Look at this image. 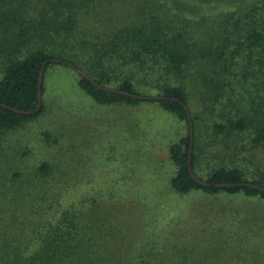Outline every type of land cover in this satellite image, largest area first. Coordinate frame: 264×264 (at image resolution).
<instances>
[{
	"label": "trees",
	"instance_id": "obj_1",
	"mask_svg": "<svg viewBox=\"0 0 264 264\" xmlns=\"http://www.w3.org/2000/svg\"><path fill=\"white\" fill-rule=\"evenodd\" d=\"M32 1L0 0V26L12 30L6 42L0 39V54L5 57L1 65L0 104L24 111L15 112L0 105V264H264L256 256L230 253L234 243L224 237L223 229L210 230L207 238L184 237L181 235L187 233L179 229L183 224L176 213L169 214V209H163V215L170 218L167 224L152 215L151 211L161 209V204H146L145 208L129 206L135 197L123 190L128 184L125 180L119 187L118 182L109 184L107 192L90 188L87 176L75 181L73 167L77 169L80 165L76 163L84 159L67 145L61 148L59 139L50 136L47 129L38 133L39 142L45 149L52 151L58 145L61 150L51 152L49 157L40 158L36 163L27 156L35 151L11 138L22 125L35 120L45 110L42 98L37 110L42 66L44 80L48 67L60 63L77 74L79 89L98 104L135 106L154 101L164 111L186 122V133L168 146L174 173L167 184L172 191L179 194L201 191L206 195L225 192L264 198V191L254 187L264 188V176L249 179L243 166L221 163L202 170L200 175L202 147L206 146L199 142L202 133L197 121L199 116L192 112L190 96L182 86L163 84L159 87L161 99L136 98L126 94L144 96L135 88L131 77L117 81V77L113 79L102 68L105 58L115 56L121 61L119 65L129 63L143 69L148 62L152 66L161 64L166 72L176 75L188 73L192 62L195 68L200 66V73L208 69L205 64L208 62L226 72L229 59L224 56L228 42L212 45L214 36L206 38L193 28L191 18L183 13L185 4L181 0H168L170 6L180 9L178 13H172L171 9L162 13L159 0H122L129 1L132 7L136 3L146 16L134 24L128 20L129 16L119 18L118 10L113 9L100 45L96 39L103 31L81 27V16L75 15V10L82 7L88 13L86 7L94 5L95 0H50L48 7L53 14L49 15L44 5H38L36 17L31 15ZM106 1L109 0L101 8H107ZM209 1L214 0H199L200 3ZM114 8L126 12L130 5ZM68 11L73 15L65 16ZM54 27L55 32L51 34ZM243 35L239 48H247V61L251 65L257 51L264 55V27L262 30L252 27ZM57 37L62 38L59 39L61 50H50ZM234 56L232 52L230 59ZM64 61L83 70L95 83L116 91L96 87ZM259 62L263 64L264 60ZM43 80L41 97L45 92ZM110 82L115 86H108ZM253 104L254 114L251 111L227 118L223 123L214 122L211 133L225 139L249 132L254 146H264V123L256 116L259 108ZM184 105L188 106L189 117ZM189 121L193 129L191 149ZM190 151L192 170L204 184L190 174ZM217 184L232 185L219 187ZM128 216L132 220L127 223L124 219ZM135 222V229L131 230L130 225Z\"/></svg>",
	"mask_w": 264,
	"mask_h": 264
},
{
	"label": "rangeland",
	"instance_id": "obj_2",
	"mask_svg": "<svg viewBox=\"0 0 264 264\" xmlns=\"http://www.w3.org/2000/svg\"><path fill=\"white\" fill-rule=\"evenodd\" d=\"M104 1L95 0L94 5L86 7L88 13L83 7L75 10V15L81 16V27L103 31L96 39L98 45L105 38L103 36L101 39V36L107 32L113 9L118 10L119 18L129 16L128 20L134 24L146 16L141 14L136 3L132 7L129 1L109 0L105 2L107 8L103 9L100 5ZM181 1L185 4L183 13L191 18L193 28L206 38L214 36L212 45L228 42L224 56L229 59L226 72L215 69L208 62L205 63L208 69L200 73V66L195 68L192 62L188 73L176 75L166 72L161 64L152 66L148 62L143 69L129 63L119 65L121 61L115 56L105 58L102 68L113 79L117 77V81L131 77L135 88L144 96L161 95L159 87L163 84L180 85L187 91L189 106L199 116L197 121L202 132L199 142L206 146L202 147L200 175H203L202 170L223 163L243 166L249 179L264 176V146H254L249 132L229 135L225 139L211 133L214 122L223 123L227 118L251 112L253 102L259 108L256 116L264 123V63L259 62L264 60V55L257 51L249 65L248 50L239 48L238 43L243 41L240 36L245 35L250 28L262 30L264 27V0ZM49 2L33 0L32 17L38 15L35 7L38 5H44L48 14H53L48 7ZM158 2L163 6L162 13L168 12V9L172 13L181 12L174 5L170 6L171 1ZM126 5H130L126 12L114 8ZM69 14L73 15L68 11L65 16ZM55 28L51 29V34ZM11 36V29L0 26L1 40L6 42ZM59 39L62 38L57 37L52 42L50 50H61ZM232 52L235 56L230 59ZM216 53H213L214 57ZM24 54L20 53V57ZM3 63L5 57L1 53L0 76ZM191 72L193 75H190ZM77 79V74L64 64H51L48 67L43 80L45 92L41 97L45 102L44 112L22 125L24 127L11 136L35 151L33 154L27 153L29 161L36 163L40 158L49 157L51 152L60 151L59 146L62 148L67 145L84 159L76 163L80 165L77 169L73 167L75 181L80 180V176H87L91 182L90 188L107 192L109 184L118 182L119 187L125 180L128 184L123 190L135 197L129 206L145 208L161 204L162 208L152 210V215L162 218L163 224H167L166 220L170 218L163 215V209H169V214L176 213L183 224L179 229L187 233L181 235L184 237L207 238L211 234L210 230L217 232L223 229L224 237L234 243L230 253L256 256L258 260L264 261V198L229 195L225 192L216 195H206L201 191L179 194L168 186L167 180L174 173L168 146L186 133L185 121L164 111L154 101H144L135 106L98 104L79 89ZM108 86L114 87L115 83L110 82ZM43 129L59 139V146L54 145L52 151L45 149L38 140V133ZM72 143L73 147L70 145ZM124 220L128 223L132 218L128 216ZM135 225L136 222L131 224L130 229L134 230Z\"/></svg>",
	"mask_w": 264,
	"mask_h": 264
},
{
	"label": "water",
	"instance_id": "obj_3",
	"mask_svg": "<svg viewBox=\"0 0 264 264\" xmlns=\"http://www.w3.org/2000/svg\"><path fill=\"white\" fill-rule=\"evenodd\" d=\"M65 64L69 65L71 68L75 69L79 74L83 75L84 77H86L87 79H89L96 87L100 88V89H103V90H112V91H116V89L114 88H108V87H105V86H101L97 83H95L83 70H81L80 68L76 67L74 64L72 63H69V62H65ZM43 70H44V66H42L41 70H40V73H39V81H38V90H37V99H38V107H37V110L40 109V106H41V86H42V80H43ZM128 95H131L133 97H136V98H152V99H161L162 97L161 96H141V95H134V94H130V93H126ZM1 106L3 107H6V108H9L15 112H24L23 110H19L17 108H13V107H10V106H6L4 104H0ZM184 109L187 113V116L189 117L190 114H189V111H188V107L186 105H184ZM189 124H190V140H191V144H190V149L192 147V140H193V129H192V124H191V121H189ZM190 153L191 151L189 152V158H188V163L190 165V162H191V158H190ZM189 171H190V174L192 176V178L194 180H196L198 183H202L204 184V182L202 180H200L198 178V176L195 175V173L193 172L192 170V167L191 165L189 166ZM232 184H217L216 186H219V187H225V186H231ZM255 188H258L259 190H263L264 191V188L263 187H260L258 185H254Z\"/></svg>",
	"mask_w": 264,
	"mask_h": 264
}]
</instances>
